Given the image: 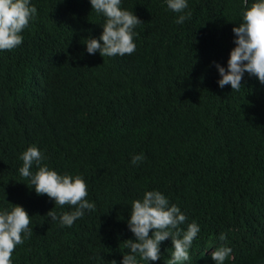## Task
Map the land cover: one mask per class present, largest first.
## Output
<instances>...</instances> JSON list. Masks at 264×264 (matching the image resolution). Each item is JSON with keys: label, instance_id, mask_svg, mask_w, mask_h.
I'll return each mask as SVG.
<instances>
[{"label": "trees", "instance_id": "obj_1", "mask_svg": "<svg viewBox=\"0 0 264 264\" xmlns=\"http://www.w3.org/2000/svg\"><path fill=\"white\" fill-rule=\"evenodd\" d=\"M31 1L45 20L35 29L46 48L31 37L23 61L0 79L16 84L12 91L0 87V208L22 206L32 229L27 250L16 251L12 264H35L27 252L51 242L46 232L71 233L85 223L62 230L46 218L53 209L58 216L64 211L19 173L20 157L32 146L43 153L42 165L81 176L87 200L113 216L108 233L82 246L91 264H112L119 251H130L131 206L148 191L175 202L186 216L180 226L195 222L200 235L213 236L235 222L263 247L256 207H264V84L245 73L238 91L221 88L216 67L227 68L236 47L242 0H188L191 18L183 24L166 0H121L143 22L134 29L136 50L87 57L76 97L78 44L81 50L87 39H99L106 18L90 0ZM44 54L53 68L44 65ZM141 153L144 160L132 164ZM255 259L264 264V251Z\"/></svg>", "mask_w": 264, "mask_h": 264}, {"label": "clouds", "instance_id": "obj_2", "mask_svg": "<svg viewBox=\"0 0 264 264\" xmlns=\"http://www.w3.org/2000/svg\"><path fill=\"white\" fill-rule=\"evenodd\" d=\"M242 2L246 8L243 22L233 28L236 47L230 53L227 68L216 64L222 77L218 80L219 86L224 88L230 84L233 91L240 89L245 73L264 84V0H255L250 7L248 0ZM90 3L106 21L99 39H87L85 45L81 43V50L78 44L81 62L75 97L87 72L86 58H93L91 54L97 51L102 57L133 54L136 50L134 29L143 23L133 12L120 7L121 0H90ZM166 3L168 9L181 13L175 21L177 24L191 18V12H185L188 0H166ZM44 21L38 6L31 0H0V75L12 63L18 65L23 61L20 52L31 37L36 38L45 50L46 45L35 29ZM76 21V18L72 19L75 28ZM44 59V65L53 68L45 54ZM2 78L7 77L1 75ZM0 83L4 84L0 86L2 89L12 91L11 88L16 87L13 80ZM20 158L23 166L19 173L30 179V188L38 195H47L64 211L58 216L53 209L46 218L62 230H67L76 220L85 221L82 228L73 229L71 233L46 232L51 242L40 248L29 246L31 252H27L26 258L35 260V264H91V258L85 255L82 246L90 239L108 233L113 216L105 211L98 213L95 204L87 200V184L81 176L61 175L42 165L45 157L37 147H29ZM144 158L143 153L135 155L132 164L136 165ZM33 164L38 167L35 174L31 172ZM174 203L159 191H148L142 200L133 201L128 226L135 240H126V248L130 251H119L112 264H259L255 253L263 252L264 245L260 247L258 236L239 230L235 222L222 227L220 235H200V227L195 222L180 226L185 223L186 216ZM256 210L264 222V207L257 206ZM30 224L31 216L22 206L15 205L11 210L0 208V264H12V255L16 251L27 250L22 248L25 235L30 237L32 234Z\"/></svg>", "mask_w": 264, "mask_h": 264}]
</instances>
